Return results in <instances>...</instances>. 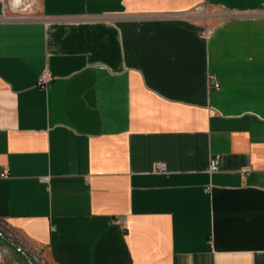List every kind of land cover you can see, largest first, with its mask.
Instances as JSON below:
<instances>
[{"label":"crops","instance_id":"crops-1","mask_svg":"<svg viewBox=\"0 0 264 264\" xmlns=\"http://www.w3.org/2000/svg\"><path fill=\"white\" fill-rule=\"evenodd\" d=\"M36 4H0V232L40 264H264V0Z\"/></svg>","mask_w":264,"mask_h":264},{"label":"rangeland","instance_id":"rangeland-1","mask_svg":"<svg viewBox=\"0 0 264 264\" xmlns=\"http://www.w3.org/2000/svg\"><path fill=\"white\" fill-rule=\"evenodd\" d=\"M14 2L15 0H0V4L5 13V19L9 21H29L38 18L36 0H22V4L20 5H15ZM216 13L217 11L215 9L203 4L188 13V18L201 25H206L209 18L214 17Z\"/></svg>","mask_w":264,"mask_h":264},{"label":"built area","instance_id":"built-area-1","mask_svg":"<svg viewBox=\"0 0 264 264\" xmlns=\"http://www.w3.org/2000/svg\"><path fill=\"white\" fill-rule=\"evenodd\" d=\"M48 82V79H47V76L46 75H42L38 81V84L39 85H44ZM210 87L215 89V90H219V85L218 83H216L213 79V77H211L210 79ZM161 170V169H160ZM162 171V170H161ZM219 171V166H218V162L216 160H213V161H210V165H209V173H215V172H218ZM7 172V171H5ZM4 234L0 232V239H4ZM8 242V241H7ZM10 243V242H8ZM11 245H13L15 247V250L17 253H21L23 254L26 258H27V261H28V264H40V262L37 260V259H31L26 251L24 250L23 247L19 246L18 244H13V243H10Z\"/></svg>","mask_w":264,"mask_h":264},{"label":"water","instance_id":"water-1","mask_svg":"<svg viewBox=\"0 0 264 264\" xmlns=\"http://www.w3.org/2000/svg\"><path fill=\"white\" fill-rule=\"evenodd\" d=\"M4 239L6 240V241H8V242H10V243H13V244H15V242L14 241H12V240H10L7 236H4Z\"/></svg>","mask_w":264,"mask_h":264},{"label":"bare ground","instance_id":"bare-ground-1","mask_svg":"<svg viewBox=\"0 0 264 264\" xmlns=\"http://www.w3.org/2000/svg\"><path fill=\"white\" fill-rule=\"evenodd\" d=\"M14 4L15 5H20V4H22V0H15Z\"/></svg>","mask_w":264,"mask_h":264}]
</instances>
